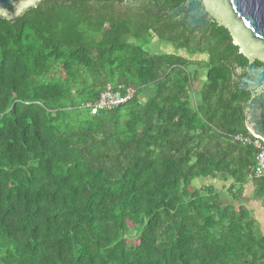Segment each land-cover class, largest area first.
<instances>
[{"label":"trees","instance_id":"1","mask_svg":"<svg viewBox=\"0 0 264 264\" xmlns=\"http://www.w3.org/2000/svg\"><path fill=\"white\" fill-rule=\"evenodd\" d=\"M183 2L0 18V264H264V177L234 141L247 61L225 29L168 16ZM107 85L133 97L91 115Z\"/></svg>","mask_w":264,"mask_h":264},{"label":"water","instance_id":"2","mask_svg":"<svg viewBox=\"0 0 264 264\" xmlns=\"http://www.w3.org/2000/svg\"><path fill=\"white\" fill-rule=\"evenodd\" d=\"M40 1L0 0V18L12 21ZM181 11L180 23L190 30L203 31L212 21L225 29L232 44L246 59L237 90L249 93L245 104L246 125L253 135L264 140V0H185L168 16L176 17ZM255 60L263 67L254 68Z\"/></svg>","mask_w":264,"mask_h":264},{"label":"built area","instance_id":"3","mask_svg":"<svg viewBox=\"0 0 264 264\" xmlns=\"http://www.w3.org/2000/svg\"><path fill=\"white\" fill-rule=\"evenodd\" d=\"M132 97L133 91L131 89H127L124 93H121V91H113V88L107 85L99 94L96 102L88 104L86 107L89 109L91 115H95L99 111L111 110L125 105ZM234 141L244 146H251L256 150L253 176L254 178L264 177V140L251 133V139L235 136Z\"/></svg>","mask_w":264,"mask_h":264},{"label":"rangeland","instance_id":"4","mask_svg":"<svg viewBox=\"0 0 264 264\" xmlns=\"http://www.w3.org/2000/svg\"><path fill=\"white\" fill-rule=\"evenodd\" d=\"M159 49V50H158ZM144 50L148 53V54H150V55H156V54H161L162 52H163V50H162V48H161V45L159 44V43H157V42H152V43H150L148 46H146L145 48H144ZM183 53H181V55H182ZM200 182L199 183H196L195 184V187H198V186H201V185H208V184H212V186L216 189V190H220V189H222V187L224 186V183L222 182V181H220V180H216V181H212V180H210V181H204V182H201V180H199ZM249 191H250V186L248 185L247 186V188H246V191H245V197L244 198H247L248 197V194H249ZM245 201V200H244ZM256 207H257V205H256ZM262 213V211L261 210H259V209H256V214L257 215H260L261 213ZM261 219V218H260ZM260 221H262V219L260 220ZM135 244V240H132V242H131V246H133Z\"/></svg>","mask_w":264,"mask_h":264},{"label":"flooded vegetation","instance_id":"5","mask_svg":"<svg viewBox=\"0 0 264 264\" xmlns=\"http://www.w3.org/2000/svg\"><path fill=\"white\" fill-rule=\"evenodd\" d=\"M184 3V2H183ZM180 14H182L183 15V11H181V13ZM182 20V19H181ZM181 20L180 21H177V22H181ZM211 23H214L215 24V22L214 21H212ZM161 47H162V50H163V52L164 53H172V52H174V51H172L171 50V48L168 46V45H166V44H161ZM181 52L182 51H177V53H179V54H181ZM239 52V51H238ZM240 53V52H239ZM253 65H254V68H262L263 67V64L262 63H260V62H258V61H253Z\"/></svg>","mask_w":264,"mask_h":264}]
</instances>
